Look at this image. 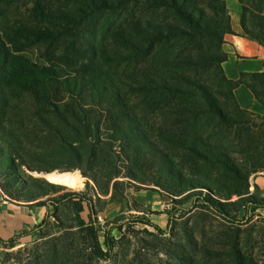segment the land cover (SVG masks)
Masks as SVG:
<instances>
[{
  "label": "trees",
  "instance_id": "1",
  "mask_svg": "<svg viewBox=\"0 0 264 264\" xmlns=\"http://www.w3.org/2000/svg\"><path fill=\"white\" fill-rule=\"evenodd\" d=\"M16 1L0 0V13ZM30 1L29 21H0L3 166L18 170L20 161L33 169L25 157L32 147L34 154L59 157L63 170L79 168L99 194L123 184L111 182L125 176L161 186L174 204L194 200L199 214L211 210L232 224L252 220L248 205L264 207L249 181L264 170V115L241 107L234 89L243 83L264 104V72H242L237 80L225 74L223 44L232 32L225 0ZM238 1L245 32L264 44V0ZM36 44L44 46L41 61L25 52ZM55 183L13 177L4 186L0 179L16 200L46 197L41 202L53 206V216L61 200L73 210L71 223L42 242L48 246L32 264L108 259L118 239L105 231L101 241L91 215L89 221L80 216L84 201L94 211L90 197L85 191L59 193L64 185ZM234 194L240 197L232 200ZM165 213L171 227L175 213ZM133 220L165 232L144 216ZM182 229L190 249L173 254L197 264L191 253L196 230ZM243 243L235 233L230 252L205 250L217 260L213 264L226 261L223 253L229 264H260L244 253ZM130 264L143 263L135 255Z\"/></svg>",
  "mask_w": 264,
  "mask_h": 264
},
{
  "label": "rangeland",
  "instance_id": "2",
  "mask_svg": "<svg viewBox=\"0 0 264 264\" xmlns=\"http://www.w3.org/2000/svg\"><path fill=\"white\" fill-rule=\"evenodd\" d=\"M228 1L230 2V0ZM230 6L233 8L231 2ZM31 9L30 0H17L6 13H0V21L4 17H8L16 23L27 22L31 16L30 13H32ZM134 11L133 9L130 12ZM25 52L33 60L41 61L44 57L42 56L44 46L36 44L27 48ZM25 157L31 161L33 169L26 164L22 165L20 161L18 170L0 163V179L4 186H9L13 177L27 182L35 179L36 182L45 184L47 180L43 178L45 177L43 173L47 172L44 171L46 169L60 172L77 170L80 173V183L76 188L64 185L65 187L62 186L59 193L85 191L91 199L90 203L94 211L91 212L90 204L84 201L80 216L86 221L93 218L95 223L101 227L99 232L101 241L104 240L105 231H109L110 235L118 239L111 256L108 259L99 260L96 264H130L135 255L143 264H184V261L176 259L173 253L182 256L189 248L187 247V237L182 229L185 225L196 230L194 235L197 237L198 243L193 244L191 253L196 256L197 264H213L217 261L209 259L206 248L230 252L228 242L231 241L235 233L241 234L244 241V253L254 256L260 264H264V207L254 210L251 205H248L247 214L252 217V220L248 223L232 224L224 221L211 210L203 215L199 214L194 200L189 199L184 203L174 204L170 195L161 186L150 181L140 183L129 177L118 176L112 180L111 184L119 181H123V184H119L114 190L111 186L109 193L104 195L94 190V181L85 176L79 168L63 170L64 163L57 156L34 154L33 148L30 147V150L25 152ZM262 173L264 170L249 175L250 193H255L257 197H264V182L262 183L260 180L262 187L256 183L257 176ZM179 197L181 195L176 196V198ZM239 197L240 195L234 194L231 199L235 200ZM9 198L11 197L0 186V200H9ZM167 209H172L175 213L174 219H177L173 221L171 227L168 225V214L165 213ZM243 213L244 211L241 212L240 217ZM72 216L73 210L69 203L64 200L58 201L55 216L51 213L36 236L21 237V240L18 237V239H14L16 241L12 244L13 246L11 244L7 247L6 244L0 245V264H32L35 257L40 258L44 246H48V243L42 242L59 236L62 233L61 227L71 223ZM136 216L148 218L152 223L162 227L165 232L157 233L153 226L134 221ZM120 224L124 225L122 230L115 227ZM237 226H240V230L234 231ZM145 229L155 232V235L149 234ZM222 255L226 261L230 259L227 253ZM226 261L219 260V264H229Z\"/></svg>",
  "mask_w": 264,
  "mask_h": 264
},
{
  "label": "crops",
  "instance_id": "3",
  "mask_svg": "<svg viewBox=\"0 0 264 264\" xmlns=\"http://www.w3.org/2000/svg\"><path fill=\"white\" fill-rule=\"evenodd\" d=\"M232 26V32L226 33L223 50L227 59L222 63L228 78L237 80L242 72H264V44L247 34L241 24V5L238 0H225ZM234 93L240 106L264 115V104L260 103L251 89L245 84L235 87ZM264 173L257 176L256 183L262 187ZM46 197L16 200H0V245L9 246L11 241L22 237H34L43 222L51 216L54 208L50 203L41 201ZM21 240V239H20Z\"/></svg>",
  "mask_w": 264,
  "mask_h": 264
},
{
  "label": "bare ground",
  "instance_id": "4",
  "mask_svg": "<svg viewBox=\"0 0 264 264\" xmlns=\"http://www.w3.org/2000/svg\"><path fill=\"white\" fill-rule=\"evenodd\" d=\"M43 175L47 180H51V182L53 181L71 188H76L79 185L81 178V175L77 170L69 172L51 171L45 172Z\"/></svg>",
  "mask_w": 264,
  "mask_h": 264
},
{
  "label": "water",
  "instance_id": "5",
  "mask_svg": "<svg viewBox=\"0 0 264 264\" xmlns=\"http://www.w3.org/2000/svg\"><path fill=\"white\" fill-rule=\"evenodd\" d=\"M43 178H45V177H43ZM46 179V178H45ZM47 180V179H46ZM47 181H49V180H47ZM49 182H51V181H49ZM51 183H53V182H51ZM55 184H58V183H55ZM59 185H61V184H59Z\"/></svg>",
  "mask_w": 264,
  "mask_h": 264
}]
</instances>
